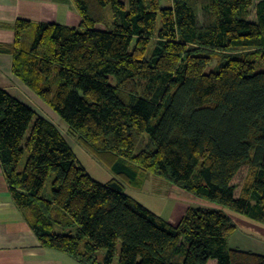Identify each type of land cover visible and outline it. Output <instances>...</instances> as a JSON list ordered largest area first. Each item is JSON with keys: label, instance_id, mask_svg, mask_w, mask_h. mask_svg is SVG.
Segmentation results:
<instances>
[{"label": "trees", "instance_id": "16d2710c", "mask_svg": "<svg viewBox=\"0 0 264 264\" xmlns=\"http://www.w3.org/2000/svg\"><path fill=\"white\" fill-rule=\"evenodd\" d=\"M167 1L72 0L77 27L17 19L12 73L126 183L154 174L264 224V0ZM0 164L39 244L80 264H264L230 246L221 208L190 206L172 224L121 181L93 179L57 126L4 88Z\"/></svg>", "mask_w": 264, "mask_h": 264}, {"label": "crops", "instance_id": "0c3cea01", "mask_svg": "<svg viewBox=\"0 0 264 264\" xmlns=\"http://www.w3.org/2000/svg\"><path fill=\"white\" fill-rule=\"evenodd\" d=\"M17 19H26L32 23L51 22L77 27L80 24V16L72 0H0V88L8 90L56 126L59 123L66 125L12 73V56L7 51V46L14 41L15 35L11 25ZM0 264H80L62 251L44 248L39 244L22 212L17 209L10 197L1 164ZM208 264H215V261L209 260Z\"/></svg>", "mask_w": 264, "mask_h": 264}, {"label": "rangeland", "instance_id": "374dc122", "mask_svg": "<svg viewBox=\"0 0 264 264\" xmlns=\"http://www.w3.org/2000/svg\"><path fill=\"white\" fill-rule=\"evenodd\" d=\"M122 1L126 2L127 0ZM168 5L169 2L167 0H161V6L164 7ZM110 17L111 16L108 11L107 19L109 20ZM222 62L223 59L221 60L219 57L213 58L206 68V72L216 71ZM262 70H264V63L257 62L255 65V71ZM52 112L57 116V118H59V120H61V118L54 111ZM47 115L51 114L47 113ZM54 119L56 121L58 120L56 118ZM57 126L70 144L76 157V163L84 167V169L93 179L101 183H106L112 178L121 181L123 184L124 192L127 195L134 198L142 205H144L147 209L160 215L171 223L177 222L180 215H182L190 206L221 208L236 225V230L230 237V246L242 250H250L264 255L263 223L249 218L242 213L236 212L227 206L220 207L207 199L196 197L154 174L140 173L137 184L126 183L106 165L96 159L92 155V153H90L82 144L76 142L75 139L67 133L66 125H60L59 123L57 124ZM26 157L27 153L25 152L21 160V167L24 165ZM249 173V167L244 166L241 171H239V173L235 176L234 183L237 186L235 191L236 195H239L242 184L249 177ZM52 180L53 175H51L47 180L44 189L45 194L51 193ZM72 232L75 233V227L72 228ZM114 264H117V257L114 260Z\"/></svg>", "mask_w": 264, "mask_h": 264}]
</instances>
